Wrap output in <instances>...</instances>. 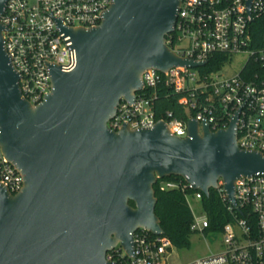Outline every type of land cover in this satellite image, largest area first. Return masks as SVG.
Returning a JSON list of instances; mask_svg holds the SVG:
<instances>
[{
    "label": "water",
    "instance_id": "95a60500",
    "mask_svg": "<svg viewBox=\"0 0 264 264\" xmlns=\"http://www.w3.org/2000/svg\"><path fill=\"white\" fill-rule=\"evenodd\" d=\"M178 3L111 0L99 25L62 28L75 64L48 66L50 90L35 105L20 97L0 24V152L22 178L14 194L0 185V264H113L106 252L118 242L130 254L137 227L162 234L153 212L157 179L178 176L208 196L221 178L233 202L237 177L264 176V155L235 143L236 115L214 131L190 118L184 138L162 121L106 126L117 103L140 90L144 69L204 64L164 43Z\"/></svg>",
    "mask_w": 264,
    "mask_h": 264
},
{
    "label": "built area",
    "instance_id": "2783aa9c",
    "mask_svg": "<svg viewBox=\"0 0 264 264\" xmlns=\"http://www.w3.org/2000/svg\"><path fill=\"white\" fill-rule=\"evenodd\" d=\"M111 0H5L0 13L3 48L18 75L20 97L35 105L50 90L48 66L70 70L75 64L70 36L62 29H89L99 25ZM264 16V0H179L173 29L164 37L165 45L177 56L201 66H174L164 71L153 68L141 73V88L129 103L120 100L106 121L109 130L122 125L128 129L150 128L162 121L174 136H186L190 118L207 124L211 131L226 128L236 115L235 143L239 149L264 155V33L252 35V23ZM244 54L236 73L222 77L218 70H205L207 59ZM157 90L178 95L182 108L190 114L178 119L164 111L156 116L153 101ZM178 177V176H177ZM162 179V178H161ZM160 180V179H157ZM0 185L14 194L22 186L15 167L0 152ZM224 182L217 178L214 191L227 214L221 226L223 247L215 254L187 264H264V176H239L233 182V202L227 198ZM161 188L178 189L188 205L201 192L183 178L162 180ZM201 207V205H200ZM203 212V209L201 207ZM204 214V212H203ZM205 216H193L191 229L207 227ZM131 253L118 242L105 254L113 264H166L164 253L171 245L162 234L143 227L129 233Z\"/></svg>",
    "mask_w": 264,
    "mask_h": 264
},
{
    "label": "trees",
    "instance_id": "16d2710c",
    "mask_svg": "<svg viewBox=\"0 0 264 264\" xmlns=\"http://www.w3.org/2000/svg\"><path fill=\"white\" fill-rule=\"evenodd\" d=\"M251 28L252 35L259 38L264 33V16L255 19ZM224 60L223 55H214L207 59L204 69L217 70ZM153 111L156 116L164 111H169L172 116L182 120L190 116L179 103L178 95L169 90H157L153 101ZM177 178V176H168L154 182L152 186L155 198L153 212L158 219L162 235L170 241L171 245L184 247L188 245V236L194 231L190 228L192 214L178 189H166L159 186V182L162 180ZM128 204L133 206L131 201H128ZM200 204L208 221L207 227L202 230L207 228L221 230L222 224L227 220V214L214 191L209 189L208 196L201 194Z\"/></svg>",
    "mask_w": 264,
    "mask_h": 264
},
{
    "label": "rangeland",
    "instance_id": "374dc122",
    "mask_svg": "<svg viewBox=\"0 0 264 264\" xmlns=\"http://www.w3.org/2000/svg\"><path fill=\"white\" fill-rule=\"evenodd\" d=\"M246 57L244 54H233L226 58L221 64L218 74L228 77L236 73L242 67ZM199 200H189L188 207L193 216H203ZM223 247L220 230L207 228L204 231L195 228L188 236V245L176 247L170 245L164 253L166 264H187L188 262L209 254L221 251Z\"/></svg>",
    "mask_w": 264,
    "mask_h": 264
}]
</instances>
